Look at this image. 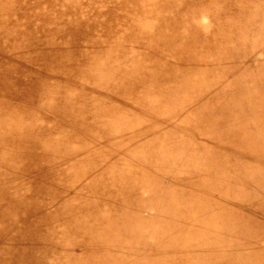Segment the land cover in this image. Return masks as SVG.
Masks as SVG:
<instances>
[{
	"label": "bare ground",
	"instance_id": "obj_1",
	"mask_svg": "<svg viewBox=\"0 0 264 264\" xmlns=\"http://www.w3.org/2000/svg\"><path fill=\"white\" fill-rule=\"evenodd\" d=\"M120 250L264 264V0H0V264Z\"/></svg>",
	"mask_w": 264,
	"mask_h": 264
},
{
	"label": "rangeland",
	"instance_id": "obj_2",
	"mask_svg": "<svg viewBox=\"0 0 264 264\" xmlns=\"http://www.w3.org/2000/svg\"><path fill=\"white\" fill-rule=\"evenodd\" d=\"M205 21H206V20H205ZM123 255L125 256V251L120 250L119 253H118L119 260H118V262H116V264H120V262H121V257H123ZM69 262H70V260H69ZM124 264H125V263H124Z\"/></svg>",
	"mask_w": 264,
	"mask_h": 264
}]
</instances>
